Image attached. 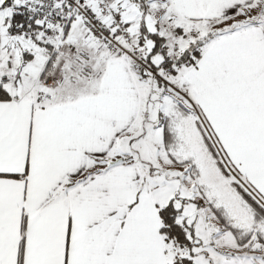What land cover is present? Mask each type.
Here are the masks:
<instances>
[{
    "label": "snow or ice",
    "instance_id": "1",
    "mask_svg": "<svg viewBox=\"0 0 264 264\" xmlns=\"http://www.w3.org/2000/svg\"><path fill=\"white\" fill-rule=\"evenodd\" d=\"M0 264H264V0H0Z\"/></svg>",
    "mask_w": 264,
    "mask_h": 264
}]
</instances>
